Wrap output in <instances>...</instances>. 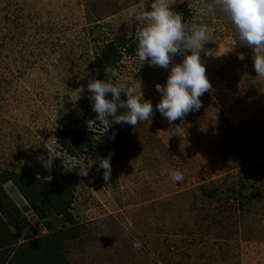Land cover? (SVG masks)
I'll return each instance as SVG.
<instances>
[{
	"label": "rangeland",
	"instance_id": "374dc122",
	"mask_svg": "<svg viewBox=\"0 0 264 264\" xmlns=\"http://www.w3.org/2000/svg\"><path fill=\"white\" fill-rule=\"evenodd\" d=\"M0 264H264V0H0Z\"/></svg>",
	"mask_w": 264,
	"mask_h": 264
},
{
	"label": "trees",
	"instance_id": "16d2710c",
	"mask_svg": "<svg viewBox=\"0 0 264 264\" xmlns=\"http://www.w3.org/2000/svg\"><path fill=\"white\" fill-rule=\"evenodd\" d=\"M17 187L19 188V185H17ZM54 193H56V192H54ZM54 193H52V194H54ZM57 194V193H56ZM58 212H61V211H58ZM62 213H59V215H61Z\"/></svg>",
	"mask_w": 264,
	"mask_h": 264
}]
</instances>
